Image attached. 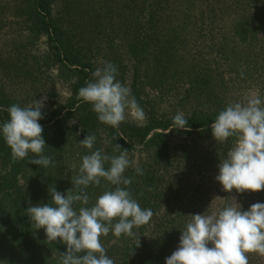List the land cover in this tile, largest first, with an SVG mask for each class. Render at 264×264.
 Here are the masks:
<instances>
[{"label": "rangeland", "instance_id": "374dc122", "mask_svg": "<svg viewBox=\"0 0 264 264\" xmlns=\"http://www.w3.org/2000/svg\"><path fill=\"white\" fill-rule=\"evenodd\" d=\"M50 5L58 28L52 37L34 19L33 0H0V108L43 101V115L58 120L42 132L44 154L54 164L34 165L29 153L16 167L13 187L0 194V264H61L67 246L49 242L31 223V236L24 237L31 254L24 261L20 219L28 207L51 203L53 188L77 192L72 181L82 157L97 149L107 156L127 150L134 162L124 173L132 181L127 188L142 208L153 211L132 236H101L115 264H165L191 215L236 203L246 211L264 203V190L226 192L215 180L234 138L220 144L212 133L173 125L177 113L215 119L229 104L264 100V0H51ZM60 47L72 50L80 66L66 65ZM106 62L117 66V79L145 114L142 121L128 115L111 126L127 145L120 148L111 143L109 125L89 129L65 117L70 105L84 103L76 86L93 80ZM150 127L158 129L140 142L138 130ZM155 133L165 137L148 141ZM86 135L96 137L91 150L79 143ZM6 170L0 152V178ZM115 187L103 179L90 185L86 206ZM246 255L248 264H264V255Z\"/></svg>", "mask_w": 264, "mask_h": 264}, {"label": "clouds", "instance_id": "9594fccd", "mask_svg": "<svg viewBox=\"0 0 264 264\" xmlns=\"http://www.w3.org/2000/svg\"><path fill=\"white\" fill-rule=\"evenodd\" d=\"M117 75V66L106 62L78 92V97L92 106L98 121L114 128L128 115L136 121H142L145 115ZM43 106V101L30 106H10L9 118L0 123V137L11 149L14 160L32 153L35 158L30 163L47 168L54 161L44 154L46 145L39 123L43 119ZM173 125L174 129L185 130L188 120L183 113H177ZM211 133L220 144L234 138L225 158L220 160L215 177L222 189L226 192L235 189L238 193L264 190V100L248 98L246 103L227 105L211 123ZM95 140L94 135H86L79 143L91 150ZM133 163L127 150L118 156L104 155L100 149L91 151L82 157L79 174L72 181L77 192L71 189L65 195L53 188L51 203L26 209L30 223L36 229L42 228L49 242L59 240L67 246L66 254H61V264H115L106 254L101 236L110 232L116 237L132 236L134 228L151 221L152 209L142 208L127 188L132 181L124 173ZM135 170L143 174L141 168ZM102 179L116 187L104 191L91 207L86 206L89 197L84 190L90 185L99 186ZM77 203L85 206L77 209ZM250 252L264 255V203L261 202L246 211L236 203V206L225 205L214 214L191 215L181 231L178 247L165 259V264H248L246 253Z\"/></svg>", "mask_w": 264, "mask_h": 264}, {"label": "trees", "instance_id": "16d2710c", "mask_svg": "<svg viewBox=\"0 0 264 264\" xmlns=\"http://www.w3.org/2000/svg\"><path fill=\"white\" fill-rule=\"evenodd\" d=\"M51 0H33V16L34 19L41 25V27L46 31V33L52 37L54 34H56V31H58V28L55 26V20L51 16ZM60 51V56L63 57V61L65 62L66 65L69 66H80L77 62L76 55H71L72 50H68V48L65 47H60L58 49ZM85 66H81V72L84 70ZM89 67V66H88ZM86 86V84H85ZM84 86H76V92H79V89ZM81 100H78L77 102L73 103L70 105L67 114L65 117H76V120L79 122L80 125L83 127L89 128V129H95L98 126L102 125L100 121L97 119V114L92 111V106L84 102L82 104ZM8 107L0 108V120L3 123L9 118ZM72 111V112H71ZM54 115H43V119L39 121V123L42 125V127H47L50 126L54 123H56L58 120L54 121ZM188 120V125L185 126V129H192V130H200L201 132L204 133H211V123L215 119L211 118H200L196 116V114L192 115ZM160 129L166 130V126H157ZM158 128H146V129H140L139 131V140L140 142H145L149 134L158 129ZM109 130L111 131V137H112V144L117 147V145L121 144L123 146H127L126 143L120 139L116 132L113 130L111 126H109ZM163 137H165L163 134L155 133L153 134V137L149 139L148 141H155V140H161ZM2 157L5 159L7 170L3 174V176L0 178V194L3 191H8L13 187V184L16 182L14 176L16 172V167L19 163L20 160H14L12 155H11V149L9 146L5 143L4 140H2L1 143V149H0ZM16 186V184H15ZM21 221V236H22V241H25L26 239L24 238L25 236L30 237L31 236V224H30V219L27 216L22 217L20 219ZM25 246V250L21 253L23 256L24 261L28 262V259H30V251L27 249L28 248V241H25L23 243Z\"/></svg>", "mask_w": 264, "mask_h": 264}]
</instances>
